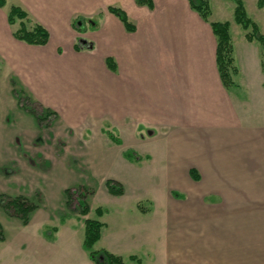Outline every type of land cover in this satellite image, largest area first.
Listing matches in <instances>:
<instances>
[{
  "label": "crops",
  "instance_id": "crops-1",
  "mask_svg": "<svg viewBox=\"0 0 264 264\" xmlns=\"http://www.w3.org/2000/svg\"><path fill=\"white\" fill-rule=\"evenodd\" d=\"M153 1L154 6L149 7L136 0H19L15 5L34 18L30 28L42 24L50 39L46 45L18 40L14 36L17 29L9 28L8 15L5 22V15L0 13L2 59L15 70L27 96L36 93L37 84L59 80L66 87L67 94L61 99L65 105L80 103L88 110H111V121L121 129L127 126V133L134 126L135 132L130 136L138 139L132 145L147 141L145 129H152V135L157 129L159 138L152 136V147L158 142L168 173H183L186 182H204L207 177L210 193L211 182L221 181L229 184V189L245 192L240 197H223L212 203L211 198L202 196L166 198L167 206L179 209L159 208L153 212H147L144 206L145 212L141 211L140 202L131 211L132 201L127 200L125 192L110 193L116 209L112 208L108 221L104 215L100 217L105 223L102 233L111 225L109 239L112 235L117 245L128 240V258L139 256L143 264H150L156 256L161 264H264V251L248 248L246 236L248 229H264V44L258 39L249 40L248 30L240 24L243 34L240 32V39L236 40L234 0H223L217 16L211 3L208 22L191 7L189 0ZM111 6L126 11L134 31L127 30L119 17L109 11ZM79 17L86 22H97L99 17L96 29L88 28L83 34L93 49L80 51L74 47V20ZM213 21L231 24L238 68L233 85H225L218 70L217 39L210 25ZM257 24L264 34L263 27ZM65 43L69 50L63 54L60 51ZM109 57L115 61L116 70L109 68ZM94 83L96 93L91 87ZM78 86L84 89L77 92ZM45 106L55 111L51 104ZM141 126L144 135L137 132ZM127 150L121 156L103 152V157L124 156L134 168L145 154L132 149L141 158H129ZM191 170L198 180L192 178ZM123 186L127 191V186ZM185 206L192 207L199 219L187 225L193 230L186 235L179 228L175 230L177 226L173 224L182 216ZM204 206H209L208 210ZM211 206H217L218 212H224L218 209L224 206L240 207L236 224H232L233 220L220 222L211 218ZM152 216L159 217L156 235L150 222L147 226L129 224L131 217L146 220ZM182 219L177 224L185 228ZM66 229L76 234L83 245L84 221L79 236L74 228ZM257 241L260 240L250 242L257 245ZM105 247L102 244L100 249ZM84 257L96 264L88 252Z\"/></svg>",
  "mask_w": 264,
  "mask_h": 264
},
{
  "label": "rangeland",
  "instance_id": "rangeland-1",
  "mask_svg": "<svg viewBox=\"0 0 264 264\" xmlns=\"http://www.w3.org/2000/svg\"><path fill=\"white\" fill-rule=\"evenodd\" d=\"M209 1L210 5L212 3L214 16H217L221 11L223 0ZM243 1L250 17L264 29V9L258 6V0ZM6 2L5 7H0V13L5 15V22L11 6L18 4L19 0H6ZM27 19L26 25L30 28L34 18L28 15ZM98 21L99 17L97 22L89 21L90 23L82 17L74 20L77 32L74 45L76 50L81 51L88 47L93 49V45L83 34L88 28L96 29ZM234 25L233 34L238 41L239 33L243 34V28L239 24ZM19 27V20L14 25L9 24L10 29ZM49 46L50 44L46 47ZM3 47L0 44V201L8 202L22 196L30 205L36 204V208L31 213L30 222L26 224L11 208L8 209L0 204V224L5 231V240L0 241V264H90V260L84 257L88 251L82 242L79 244L77 235L66 231V228H74V232L79 236L85 218H98L96 214L98 207L103 208L105 221L111 219L112 210L116 208H113L110 200L111 194L106 186L107 179L119 180L127 186L125 193L127 200L132 201L131 211L139 202L147 212H153L159 208L179 209L176 206L172 208L167 206L166 198L180 200L202 196L211 198L212 203L214 199L237 198L245 193L241 190L229 189L230 185L224 181L211 182L210 193V189L207 188V177L204 182H186L185 174L168 173V169L163 167L166 159L160 155L158 142L154 143L156 147H152L153 140L159 138L157 129H154V135L152 129H145L146 137H149L147 141L141 140L140 145H132L136 138L130 136L135 132L134 126L127 133L124 130L127 126L121 129V126L118 127L114 125V121H111V110H88L80 103L65 105L66 103L61 102V99L67 94L66 87L59 80L37 84L36 93L29 94L37 100L38 105L43 104L40 111H44L42 108L48 103L55 108V114L46 117L44 121H39L29 111L33 107L26 100L28 94L24 92L25 86L21 84L11 65L2 59ZM68 50L69 47L65 43L60 52L66 54ZM91 87L96 93V84ZM77 89V92H80L84 87L78 86ZM142 128L141 126L137 132L144 135ZM108 131L120 137L124 141L123 144L119 146L115 144L108 136ZM152 136L157 137L152 140ZM127 149H135L145 154L142 159L144 162L136 161L137 166L132 168L124 156L123 159L103 157L105 154L103 152L121 156ZM67 189L71 191L72 204L67 203L65 193ZM72 190H75L74 193ZM78 198L88 205V214L83 215L80 212L82 205ZM125 206L128 207L129 203L126 202ZM204 207L205 210L209 208V206ZM183 208L182 216L178 217L177 222L172 223L177 226L175 230L179 228L186 235L193 230L187 225L199 219L195 216L192 207ZM239 208L224 206L218 209L225 211L218 212L217 206H211V218H216L220 222L224 219L233 220L232 224H236L234 220L238 218ZM172 213L174 215L175 212ZM180 219L186 224L185 228L177 224ZM158 221L159 217L156 216L146 220L129 218V224L135 222L147 226L150 222L154 234L155 228L158 227L155 224H158ZM261 225L264 227V223ZM141 226L139 227L142 229ZM62 227H66L63 232L60 230ZM59 230L61 232H57ZM110 230L111 225L105 229V232L103 231L101 240L93 248L100 249L104 244L109 252L122 255L126 259L124 264H137L127 257L128 240L120 245L115 244L112 235L109 239ZM246 236L248 248L253 251H264V229L260 227L250 231L248 229ZM254 239L260 240L257 241V245H252L250 242ZM151 261L153 263L150 264H161L157 256Z\"/></svg>",
  "mask_w": 264,
  "mask_h": 264
},
{
  "label": "trees",
  "instance_id": "trees-1",
  "mask_svg": "<svg viewBox=\"0 0 264 264\" xmlns=\"http://www.w3.org/2000/svg\"><path fill=\"white\" fill-rule=\"evenodd\" d=\"M139 4H145L149 7L154 6L153 0H136ZM236 3L234 17L235 21L240 24L245 30H248L246 36L249 40L258 39L261 43L264 44V34L261 32L259 25L254 21L248 14L245 3L243 0H234ZM191 7L195 9L201 17L209 21L211 16V5L209 0H189ZM6 4V0H0V7H3ZM258 6L264 7V0H258ZM109 11L116 14L119 19L123 22L126 29L129 31H134L135 26L129 20V17L125 10L111 6ZM28 13L19 5H12L8 13V23L14 24L18 20L20 21V27L14 31V36L18 40L24 41L32 45H46L49 42L50 34L45 26L40 23H36L32 28H28L26 25V20ZM77 23V22H76ZM213 33L217 39V50H216V61L219 73L225 85L235 84L234 76L238 71V68L235 64L234 58V46L231 35V24L229 21H213L210 22ZM77 48V47H76ZM107 64L110 69L116 70L117 65L112 58L107 59ZM31 97L27 96L26 100L28 103H31L32 109H28L32 114L36 116L39 121H44L46 117H51V114H55L53 110L44 107L41 110L42 104L38 105ZM20 100V99H19ZM37 105V106H36ZM107 134L116 144H123V141L120 137H117L114 132L108 131ZM126 156L129 158L140 159L141 157L134 150H127ZM193 179L198 180L199 177L194 170L190 172ZM106 186L110 193L114 195H123L125 192L124 186L122 183L115 179H107ZM75 190H72L74 193ZM70 189L65 191L66 200L68 204L73 203L72 194H70ZM82 205L80 212L83 215L89 213V207L86 203L80 201ZM1 205L6 208H11L15 215L23 220L24 223L28 224L31 219V213L35 210L36 204L30 205L28 200L24 197H15L13 200L8 202L0 201ZM139 209L145 212V208L142 204H139ZM96 214L98 218H85L84 219V239L83 246L88 251L89 257L96 264H124L125 259L117 254H113L105 249H94L95 244L100 240L102 235V229L105 226V223L100 220V217L104 214L103 208L98 207L96 209ZM5 240V231L3 226L0 224V241ZM130 260L135 261L137 264H143L141 259L136 255H131Z\"/></svg>",
  "mask_w": 264,
  "mask_h": 264
}]
</instances>
